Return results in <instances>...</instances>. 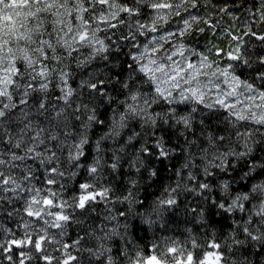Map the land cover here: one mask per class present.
Segmentation results:
<instances>
[{"label": "snow or ice", "instance_id": "6c2138e0", "mask_svg": "<svg viewBox=\"0 0 264 264\" xmlns=\"http://www.w3.org/2000/svg\"><path fill=\"white\" fill-rule=\"evenodd\" d=\"M0 264H264V0H0Z\"/></svg>", "mask_w": 264, "mask_h": 264}, {"label": "trees", "instance_id": "16d2710c", "mask_svg": "<svg viewBox=\"0 0 264 264\" xmlns=\"http://www.w3.org/2000/svg\"><path fill=\"white\" fill-rule=\"evenodd\" d=\"M226 43V42H225ZM177 235H179V233H177Z\"/></svg>", "mask_w": 264, "mask_h": 264}]
</instances>
